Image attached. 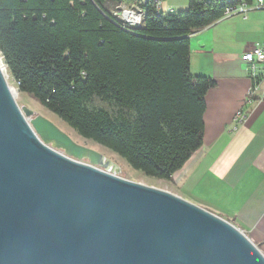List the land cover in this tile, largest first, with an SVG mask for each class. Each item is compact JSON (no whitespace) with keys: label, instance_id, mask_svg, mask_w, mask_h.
I'll return each instance as SVG.
<instances>
[{"label":"trees","instance_id":"trees-1","mask_svg":"<svg viewBox=\"0 0 264 264\" xmlns=\"http://www.w3.org/2000/svg\"><path fill=\"white\" fill-rule=\"evenodd\" d=\"M229 0H188L158 13L154 0H0V52L25 92L81 135L146 175L171 180L204 143L206 95L191 71V34ZM140 4L124 28L112 5Z\"/></svg>","mask_w":264,"mask_h":264},{"label":"water","instance_id":"water-1","mask_svg":"<svg viewBox=\"0 0 264 264\" xmlns=\"http://www.w3.org/2000/svg\"><path fill=\"white\" fill-rule=\"evenodd\" d=\"M121 171L20 107L0 68V264H264L231 221Z\"/></svg>","mask_w":264,"mask_h":264},{"label":"crops","instance_id":"crops-1","mask_svg":"<svg viewBox=\"0 0 264 264\" xmlns=\"http://www.w3.org/2000/svg\"><path fill=\"white\" fill-rule=\"evenodd\" d=\"M175 8L176 0H165ZM188 4V1L186 2ZM178 10V9H177ZM264 10L222 16L191 34V71L217 85L206 95L204 143L169 180V191L243 230L264 253V62L247 119L233 118L252 85L243 53L264 43Z\"/></svg>","mask_w":264,"mask_h":264},{"label":"built area","instance_id":"built-area-1","mask_svg":"<svg viewBox=\"0 0 264 264\" xmlns=\"http://www.w3.org/2000/svg\"><path fill=\"white\" fill-rule=\"evenodd\" d=\"M164 2L165 0H154V6L158 13L163 11H174V7L172 6L165 10ZM254 9L264 10V0H229L223 16L241 15L246 18ZM146 14L147 10H145L140 4H122L118 6V12L114 13V15L120 19L121 25L124 28L140 25ZM243 58L250 64L252 85L247 91L243 104L238 108L234 115V128H237V126L247 119L250 110L249 106L257 100V94L261 82V71H259L258 64L259 62H264V43H259L251 49L246 50L243 53Z\"/></svg>","mask_w":264,"mask_h":264},{"label":"rangeland","instance_id":"rangeland-1","mask_svg":"<svg viewBox=\"0 0 264 264\" xmlns=\"http://www.w3.org/2000/svg\"><path fill=\"white\" fill-rule=\"evenodd\" d=\"M187 1L188 0H176V4L174 5L175 6L174 10L187 9L188 8V4H186ZM165 5L167 4L164 2V6ZM112 8H114V13L118 12V6L115 7L114 5H112ZM9 74H10L9 85L13 89L14 88L18 89V92L13 91V93L20 107H22L23 105H26L32 108L36 113L42 114L48 117L49 119H51L53 122H55L59 127H61L63 130L69 133L77 142L90 146L92 148H95L96 150L107 155V157L114 160L121 167V170H122L120 172L121 176L147 184V185L156 186V187L166 189V190H171L169 180L165 178H159V177L146 175L142 171L133 168L127 162L125 158H123L122 156H120L119 154L111 150L110 148L96 142L95 140L91 138H87L81 135L75 128L70 126L66 121H64L56 113L49 110L46 106L41 104L38 100L30 96L29 94L20 91L16 80L13 78L10 72Z\"/></svg>","mask_w":264,"mask_h":264},{"label":"bare ground","instance_id":"bare-ground-1","mask_svg":"<svg viewBox=\"0 0 264 264\" xmlns=\"http://www.w3.org/2000/svg\"><path fill=\"white\" fill-rule=\"evenodd\" d=\"M0 68H1L3 74H4L5 78H6V81H7L8 85H9L10 74H9L8 68H7L6 64H5V61L3 59V56L1 55V52H0ZM9 87H10L12 93H13V91L18 92V89L17 88H14L13 89L10 85H9ZM13 95H14V93H13ZM14 97H15V95H14Z\"/></svg>","mask_w":264,"mask_h":264}]
</instances>
